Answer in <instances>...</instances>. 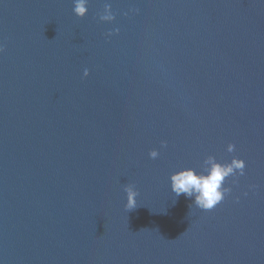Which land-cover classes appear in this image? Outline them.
Instances as JSON below:
<instances>
[{"label": "water", "instance_id": "water-1", "mask_svg": "<svg viewBox=\"0 0 264 264\" xmlns=\"http://www.w3.org/2000/svg\"><path fill=\"white\" fill-rule=\"evenodd\" d=\"M0 264H264V0H0Z\"/></svg>", "mask_w": 264, "mask_h": 264}, {"label": "clouds", "instance_id": "clouds-1", "mask_svg": "<svg viewBox=\"0 0 264 264\" xmlns=\"http://www.w3.org/2000/svg\"><path fill=\"white\" fill-rule=\"evenodd\" d=\"M77 13H83L85 11L82 5H78L75 9ZM234 147V146H230ZM155 156V153L152 154ZM237 168L243 170L244 163L241 161L235 165ZM232 169L225 168L221 165L214 164L208 171L207 175H198L192 169H185L172 176V189L177 194L185 193L191 196L193 193H197L195 203L203 210H210L219 204L223 199L224 195L221 189V184L225 175L230 173ZM243 174V171L242 173ZM249 187H255L250 185ZM224 191H228L225 189ZM247 195V192L244 193ZM237 201L239 197H236ZM126 207L131 210L136 207L134 198L129 200Z\"/></svg>", "mask_w": 264, "mask_h": 264}]
</instances>
